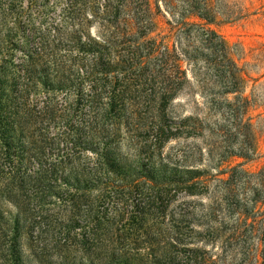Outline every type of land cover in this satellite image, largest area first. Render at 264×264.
<instances>
[{
  "label": "trees",
  "instance_id": "16d2710c",
  "mask_svg": "<svg viewBox=\"0 0 264 264\" xmlns=\"http://www.w3.org/2000/svg\"><path fill=\"white\" fill-rule=\"evenodd\" d=\"M24 1L0 4V26L8 33L21 27L24 38V22L32 25L8 114L0 119V173L20 188L35 187L37 207L26 211L18 204L20 220L34 227V243L42 250L49 236L57 247L63 243L62 264H82L62 254L79 250V240L98 248L87 231L77 233L76 243L68 231L57 238L54 211L47 207L54 202L48 194L56 195L72 207L68 220H76L84 189L69 183L83 184L90 171L69 165L88 141L96 146L91 179L101 196L127 203L143 188L133 226L155 229L142 241L151 247L142 250L135 237L129 243L135 247L105 258L116 264H264V164L255 171L245 167L257 157L259 125L250 115L256 102L246 95L243 69L215 27L244 19V5L30 0L26 7ZM162 12L169 18L158 32ZM122 142L141 160L133 177L118 154ZM233 156L245 161L226 165ZM59 186L64 192L57 194L52 188ZM154 209L162 221L150 224ZM87 253L89 264L105 260Z\"/></svg>",
  "mask_w": 264,
  "mask_h": 264
},
{
  "label": "rangeland",
  "instance_id": "374dc122",
  "mask_svg": "<svg viewBox=\"0 0 264 264\" xmlns=\"http://www.w3.org/2000/svg\"><path fill=\"white\" fill-rule=\"evenodd\" d=\"M239 1L246 8L247 16L238 21L219 23L215 27L228 43L234 58L243 69L246 95L251 99H255L256 102L250 115L254 117V121L258 122L259 125L257 157L255 160L245 163L247 169L255 171L264 164V0ZM29 2L30 0H25L24 5L27 7ZM27 16L29 18V12ZM53 16L56 17L54 14ZM31 17L34 20L35 14L31 13ZM168 18V15L164 12L158 15V32L166 29ZM21 20H25L22 15L19 18V21ZM52 21L53 25L58 23L57 18ZM51 22L47 24L50 30ZM31 27L32 25L28 21L24 22L25 37L22 38L20 34L21 27L15 28L16 33H8L6 27L2 28L0 26V119L2 118V120L8 114L7 109H9L10 98L14 95V91H12L14 88L12 87H17V85H14L19 75L17 66L23 56L21 49L26 48V39L30 36L29 30ZM62 96L60 95L59 104L62 102ZM78 124L80 123L77 120L76 125ZM61 128H63L62 124L58 123L56 132H60ZM93 149H96V146L86 141L80 147L77 159L72 160L69 165L71 171H78V168L81 167L80 165H86L85 167L90 171V173L86 172V175L82 177L83 184L69 183L70 187L80 186L81 189H84L78 192L84 196L77 207L78 211L80 210L75 218L77 221L70 222L68 220L70 218L69 214H71L69 211L72 209L70 204L63 206L58 196L48 194L50 201H54L47 207L54 211H51V213H54V215L52 214V223L53 226L57 227V238L62 237L61 239H64V237H67L66 232L68 231L72 237V242L76 243L73 240L78 237L77 233L87 231L90 237H96V240H98L99 246L94 248V250H91L89 245L82 244L81 240H79V243L77 242L79 245H76L79 250L71 254L64 252L62 249L64 257L73 256L77 260L82 259V264H89L86 257L87 252L90 251H93L95 257L97 255L98 257H104L107 253H120L118 251L135 247L134 244H129L135 237L140 239L138 246H141L142 250L147 249L148 246L151 247L153 244L142 241L147 235H154L155 232V229L149 230L147 226L143 228H139L138 225L137 227L136 225L133 226L137 222L135 211L137 207L140 210L143 206L142 201L138 199L139 194L144 190L143 188H141L142 191L138 190V192H135L134 198L127 203L120 202L114 205L112 201L101 196L98 182L91 179L95 161L93 157H96L94 152L96 150ZM118 154L124 157L129 165L127 167L130 169L127 172L129 177H133L135 173L140 172L139 165L141 160L136 156V151L128 149L126 142H122V148L118 151ZM244 161L242 158L233 156L228 159L226 165L233 166ZM31 167L33 168V166ZM1 169L7 170L4 166H1ZM8 184L12 185V187L7 188ZM17 184V181L6 180L4 174L0 173V264H62L60 249L64 244L60 243L61 248L57 247L55 239L49 236V245L42 250L33 241V236L35 235L34 227H31L28 222L20 220L22 215L19 207H23L26 211L29 209L32 211L37 207L38 202L33 197L35 187L33 188L29 184H22L20 188ZM52 189H55L54 191H57V194L64 192V189L60 186ZM72 190L73 188H70L68 191L71 192ZM7 195H9L10 199H8ZM18 204L20 205L19 207ZM58 205L62 207L59 208ZM58 212H61V216L58 215ZM132 219L135 222H132ZM154 220L157 222L162 221V215L157 209L153 210L148 223L151 224ZM131 223L132 225L130 226ZM104 259H96L94 263L116 264L111 262V258L104 257ZM118 259L123 261V258L119 256Z\"/></svg>",
  "mask_w": 264,
  "mask_h": 264
}]
</instances>
